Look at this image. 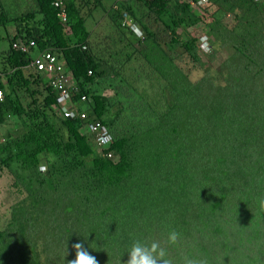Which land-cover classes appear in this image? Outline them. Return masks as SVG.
<instances>
[{"label":"trees","instance_id":"obj_1","mask_svg":"<svg viewBox=\"0 0 264 264\" xmlns=\"http://www.w3.org/2000/svg\"><path fill=\"white\" fill-rule=\"evenodd\" d=\"M31 1L38 10L56 11V0ZM64 1L73 28V35L67 37L66 57L74 60L71 70L78 86L77 103L113 134L115 145L106 151L113 154L100 157L89 137L81 133L78 120L49 115L41 109H49L48 103L27 98L28 80L22 82L20 69L23 58L13 51L0 55L1 62L7 54L0 63V89L5 95L0 102V126L13 116L24 127L21 139L11 136L0 145V170L24 166L19 184L28 193L14 204L7 227L0 231V264H69L75 259L70 255L77 242L83 243L98 264H112L110 256L124 262L135 240L159 241L172 264H264V69L251 67L250 63L255 64L251 58L246 63L239 60L245 58L247 47L254 46L258 54L264 52V0H224L221 11L247 8L245 20L237 25L241 33L226 37L212 25L206 29L234 48L233 67L220 74L224 87L214 79H204L206 97L199 88L189 86L182 94L188 103L166 109L152 101L146 89L153 87L143 83V92L138 93L141 89L129 76L114 80L115 68L71 46L90 38L85 15L95 18L102 1ZM7 9L0 5L4 14L9 13ZM127 10L139 17L132 7ZM125 11L120 7L110 18L117 32L118 17ZM186 11L181 8L175 30L188 25ZM23 17L30 19L28 10L16 19L6 15L0 24L9 20L17 26L16 20ZM142 27L149 37L138 43L150 59L138 64L145 68L148 63L151 71L146 79L152 81L155 73L164 75L162 51L171 58L181 39L177 31L152 35ZM174 37L178 43L174 41L172 48ZM40 39L53 40L46 30H41ZM181 46L189 58L200 61L193 43ZM170 66L164 63V70ZM89 69L94 71L92 77L87 75ZM3 73L6 83L1 79ZM111 91L112 98L107 95ZM83 95L91 100L80 103ZM206 98L211 107L227 104L228 113L211 118L206 105L201 106ZM195 117L203 120L205 129L193 130ZM146 128L149 132L140 138ZM43 160L49 165L47 180L52 188L70 189L72 195L65 206L74 209L72 213L63 211L58 198L44 201L45 188L38 195L33 191L31 183ZM101 183L109 185L105 195L95 186ZM173 229L181 234L176 245L167 242ZM64 250L68 255L62 260Z\"/></svg>","mask_w":264,"mask_h":264},{"label":"clouds","instance_id":"obj_2","mask_svg":"<svg viewBox=\"0 0 264 264\" xmlns=\"http://www.w3.org/2000/svg\"><path fill=\"white\" fill-rule=\"evenodd\" d=\"M0 5L7 6L8 14H4L0 10V20H5L6 15H11L15 18L16 15H21L24 11L28 10L30 19L16 20L19 21L18 25L10 24L8 22L0 24V43L3 40L8 41V49L1 52L2 56L5 52L13 51L18 56L23 58L21 72L24 79L28 80V86L25 88V96L31 101L35 99L37 103L49 104L48 108L41 107L49 115L59 116L62 119L78 120L81 126V133L89 137L94 149L100 157L111 158L112 152L109 148L115 145V138L109 129L103 125L99 120L89 117V113L86 110H80L77 103L78 86L71 70L73 57L71 59L66 55L69 52L70 43H67V37L73 35V28L69 23L67 4L64 0H56L54 7L56 11L53 14L42 10H38V7L32 3L31 0H0ZM100 9L95 13V18L91 17L90 13L86 14L87 23L91 22L90 27L87 28L90 31V38L87 40H76L72 47H80L90 59L93 58L98 62H104L108 64L110 68H115V74L112 76L114 80L120 81L123 76H129L130 80L135 84V87L141 90L138 93L143 92L142 84L146 85V88L153 87L152 89H146L149 95L154 98L152 101L156 102L155 106L159 109H166L168 107H179L186 103L188 100L182 95L184 89L190 87H197L201 90V93L206 97L205 91L202 86L204 79H214L217 83L224 87L221 82L223 76L221 72L230 67H233L232 52L221 63H219V50L225 46H229L222 42V36L220 38L215 35H209L206 32L207 26H213L221 31L222 35L227 37L226 34H232V32H239L238 23L241 20H245L247 8L240 6L233 12L224 10L221 8L225 4L224 0H101ZM109 1V5H105V2ZM255 3H261V0H254ZM120 7L126 9L121 16L118 17L120 23L119 32L114 29L110 18H113L115 10ZM132 7V11L138 14L139 17L133 16L127 9ZM186 8V26H182L175 30L174 25L179 24L182 18L180 10ZM221 11V12H220ZM198 20V22H196ZM218 26H216V23ZM147 28L150 34H166L165 31H177V38L181 39L179 46L173 49L171 58H169L162 51L163 67L162 71L164 75H158L155 73V78L150 81L147 78V74L151 71L147 63L145 68H140L138 61H146L150 59L145 53L143 47L138 43L140 40H145L149 36L143 29L142 25ZM198 27H203L205 31L199 37L193 38L189 36L192 31L198 30ZM225 27V32L220 29ZM41 30L49 31L53 40L50 42H42L40 39ZM186 35L187 37H185ZM235 35L233 34V38ZM220 39V40H219ZM248 39V38H247ZM175 37L172 40L171 46L173 48ZM64 42L66 43L64 45ZM191 42L198 50L199 60L197 63L193 61L187 54L181 45ZM7 52V54H8ZM245 58L241 57L239 60L242 63H246L248 59H252L255 64H249L251 67L259 65L264 69V63L261 61L262 54H258L254 46L247 47L244 51ZM6 54V55H7ZM5 55V57H6ZM207 58L206 64L211 71L202 76L204 70L201 57ZM5 57L1 62L5 60ZM101 59V60H100ZM246 59V60H245ZM0 62V63H1ZM70 63V64H69ZM164 63L170 66V70H164ZM225 68V69H224ZM6 72L9 73L10 69L7 67ZM229 73V72H228ZM94 74L93 69H89L87 72L88 77H92ZM215 77H210V76ZM198 77V78H196ZM225 77H228L227 75ZM3 83L7 82L4 74L1 75ZM37 79L43 80V82H36ZM156 81V82H155ZM155 82V84H152ZM205 90L207 88L205 87ZM207 93V91H206ZM109 97H114V92H108ZM5 98L4 89H0V102H3ZM47 100L49 102H47ZM91 99L87 95L81 97L80 103H85ZM207 107V112L211 118H220L221 112L228 113L229 106L223 104L220 107H211L209 100H202L201 106ZM196 118V121H195ZM192 120L193 130L198 131L205 129L203 120L195 117ZM216 119V118H214ZM2 129V139L0 145L5 142L6 138L15 137L21 139L19 136L23 133L24 127L16 117H9L6 124L0 126ZM150 128H146L140 135L143 138ZM0 137V138H1ZM15 150V149H14ZM24 166H17L13 170H7L3 168L0 170V178L3 172L7 171L9 176L14 179L13 187H22L19 184V179L24 176L26 170L20 169ZM17 171V172H15ZM38 175L31 183L33 191L38 195L41 193L42 187L45 188L46 193L43 196L44 201H49L51 196L59 197V204L62 202L63 211L71 212V209L66 207L70 200V189L64 192L65 188L54 189L51 183L47 180L49 177L50 169L49 165L43 160L38 166ZM30 185V184H29ZM103 195L109 191L107 183L96 184ZM23 189V188H22ZM25 199L28 196L27 191L23 189ZM21 199V201L23 200ZM14 206V205H13ZM12 206V207H13ZM13 209L11 208V213ZM34 218L30 221H32ZM181 239V234L176 230H171L168 233L167 242L170 245H176ZM75 249L71 253V257L75 256V259L69 261V264H98V260L95 256L91 255L89 251L84 247L83 243L77 242L73 244ZM127 264H172L171 259L168 258L167 250L161 246L159 241H147L135 240L128 251Z\"/></svg>","mask_w":264,"mask_h":264},{"label":"rangeland","instance_id":"obj_3","mask_svg":"<svg viewBox=\"0 0 264 264\" xmlns=\"http://www.w3.org/2000/svg\"><path fill=\"white\" fill-rule=\"evenodd\" d=\"M110 2L107 1L105 2V5H109ZM99 12V11H98ZM97 12V13H98ZM97 16V14L95 15ZM88 27H90L91 22L87 23ZM205 31V29L203 27H198V30L192 31L191 33H189V36L196 38L199 37L202 32ZM185 37H187L186 35H184ZM8 49V41L7 40H3L0 43V53L4 52ZM232 52V48L230 46H225L224 48L219 50V63H221L222 61H224ZM201 57V61L204 62L203 64V71H202V76H204L205 73H207L208 71H211L208 67V65L206 64L205 61H207V58H204L203 56ZM198 78V77H196ZM259 89V87H258ZM2 136V129L0 128V137ZM2 139V137L0 138V140ZM13 181L14 179H12L8 172L5 171L2 173L1 178H0V231L4 230L7 227V224L10 220L11 217V208L14 204H16L17 202H19L21 199L24 198L25 193L23 192L22 187L19 188H15L13 187ZM64 192H67V189H64ZM54 198H58L57 196H54ZM62 260L67 258L68 252L67 251H62ZM111 259V263L112 264H127V260L122 262L121 260L114 258L112 256H110Z\"/></svg>","mask_w":264,"mask_h":264},{"label":"bare ground","instance_id":"obj_4","mask_svg":"<svg viewBox=\"0 0 264 264\" xmlns=\"http://www.w3.org/2000/svg\"><path fill=\"white\" fill-rule=\"evenodd\" d=\"M251 35V34H250ZM245 39H247V38H245ZM236 48V47H235ZM234 49V48H233ZM9 66V65H8ZM19 68V67H18ZM4 74V73H3Z\"/></svg>","mask_w":264,"mask_h":264}]
</instances>
